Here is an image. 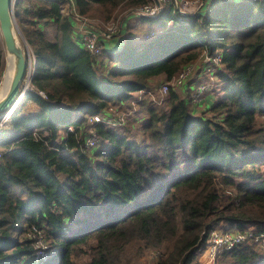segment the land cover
Segmentation results:
<instances>
[{"label": "trees", "instance_id": "obj_1", "mask_svg": "<svg viewBox=\"0 0 264 264\" xmlns=\"http://www.w3.org/2000/svg\"><path fill=\"white\" fill-rule=\"evenodd\" d=\"M66 1L14 8L18 23L33 24L25 35L35 69L0 139V264H34L33 234L52 250L41 264H75L81 253L82 264H126L134 244L159 252L153 264H192L212 229L251 231L214 264H264V244L252 238L264 232V0H209L183 15V34L172 24L140 45L130 20L167 26L178 15L172 2L146 17L134 10L147 0H71L81 17L122 22L112 13H130L115 55L75 42ZM217 50L211 93L194 102L187 81L170 86L161 101L136 103L145 114L138 124H90L98 140L85 147L93 113L130 104L132 91ZM2 58L0 43L1 69ZM141 195L147 200L120 214Z\"/></svg>", "mask_w": 264, "mask_h": 264}, {"label": "built area", "instance_id": "obj_2", "mask_svg": "<svg viewBox=\"0 0 264 264\" xmlns=\"http://www.w3.org/2000/svg\"><path fill=\"white\" fill-rule=\"evenodd\" d=\"M209 0H147L144 4L140 5L135 13L143 15L146 17L156 16L163 8V4L167 2H172L179 11L184 12V14L193 15L205 4L206 7L209 5ZM72 6V2L70 1ZM62 11H65L62 9ZM74 19L80 23L78 25L80 46L86 51L99 54L101 52V46L98 42V34L94 27V22L89 20H84L83 17L79 16L77 13L73 12ZM117 26L107 27L105 33L109 35L113 32L115 33ZM202 62L204 64L205 78L195 83L192 87L191 96L192 101L197 102L203 98L204 93L208 91H213L215 84V69L221 64V53L220 51H214L213 53H203L201 55ZM195 67V62H189L184 65L176 75H174L170 80L162 81L160 86L161 89L155 91L152 88L144 87L132 91L131 103L132 106L129 107H117L116 105H108L103 112H95L89 118V123L94 124L96 122H103L108 126L122 125L127 120H131L138 116L135 104L142 98H150L153 100L161 101L163 96L166 94L170 86L176 87L183 84L193 73ZM160 88V87H159ZM40 95H44V92L38 90ZM5 112V111H4ZM3 112V113H4ZM3 113H0L3 114ZM5 119H0V124L4 122ZM98 137L94 130L88 131V136L85 139V147H92L97 143ZM251 236V231H231V230H218L212 229L208 232L205 252L211 256L215 257L217 252L221 248H229L236 243L246 240ZM257 246L264 244V232L255 234L252 237Z\"/></svg>", "mask_w": 264, "mask_h": 264}, {"label": "rangeland", "instance_id": "obj_3", "mask_svg": "<svg viewBox=\"0 0 264 264\" xmlns=\"http://www.w3.org/2000/svg\"><path fill=\"white\" fill-rule=\"evenodd\" d=\"M233 1H235V0H233ZM212 9H214L213 6H212V8H209V10H212ZM116 14H118L120 17L123 18V15L126 14V11L121 12L120 11V8H117L115 10V12L112 13V16L113 15H116ZM177 18H180V17H177ZM182 18H185V17H182ZM83 19L84 20L93 21L94 24H95L94 27H97V28H99V29H101L103 31H106V28L107 27L117 26V28L115 30V32H116L117 29H118V27H119V24H120L119 17H117V18H113L112 17L108 21H106L104 19H101L99 17H91V18L83 17ZM15 20H16V17H15ZM183 21H184L183 23L182 22H177V23H180V24H186L187 23L186 22V18ZM16 23L18 25L19 32L21 34V36L18 34L19 41L20 42H23L22 45L29 52L30 56H33L32 53H31V49H30L31 48V45L29 44V42H28V40L26 38V35H25L26 34L25 32L28 31V29H30V27L33 26V24H31V25L28 24L25 19L22 20V25H21L20 22L18 23L17 20H16ZM130 24L132 26L130 29L133 32L137 33V35L143 34L144 26L134 24L133 22L130 23ZM180 26L181 25H177L176 26L177 31L183 33V30L180 29V28H178ZM166 27L167 28H170L171 26H163L161 28H166ZM48 30H50L49 31L50 34L54 32L52 27H49ZM112 34H114V32ZM0 43L2 45V50H3V58H2V63H1L2 69L0 67V91H1L2 89L5 88V86L7 85L8 81L10 79L11 71H12V64H10V61L8 59V55H7V52H6L5 47H4V44H3L1 32H0ZM203 53H205V52H203ZM33 67H34L33 69H35V65ZM157 79H159V80H157V85H155V87H151L155 91H157L158 89H161L160 84L163 81V80L161 81L160 78H157ZM189 83L191 84L190 81H189ZM167 92H168V90H167ZM110 105H114V104H110ZM129 106H132V103H130V104H123L122 105V108L129 107ZM137 107H138V104L135 105V108H137ZM11 114L12 113H10L5 118L4 122L0 124V135H1L0 136V139L3 138V135H4L3 133L5 132V130L6 129H9L8 123H10ZM136 118L137 119H135L134 122L138 124L141 121V117H140V115H138V116H136ZM262 120H264V118ZM87 122L89 123V118H88ZM89 125H90V123H89ZM91 129L94 130V128H93L92 125H90V127L88 128L87 131H89ZM68 130H72V125L68 126ZM146 200H147V196L146 195H141L138 199H136V200L132 201L131 203H129L128 205L124 206L121 209L120 214L121 215L125 214L126 212H128L129 210H131L133 207H135L137 204H139L142 201H146ZM94 215H96V214H91L90 216H94ZM31 238H32L31 244H32V250L33 251H32V256H31V258H30L29 261H32L33 260V263L34 264H41L43 261H45L48 258L50 252L52 251V250H50L49 242L44 241L43 238H42V236L37 235V234H35V235L33 234V236H31ZM136 246L137 245H135V244L132 245V246H127L126 255H125V262H126V264H153V263L156 262L157 258L159 257V252L158 251H156L155 249H153L152 247L149 246V247H146L144 250L142 249L140 252H138V251H136ZM86 259H87V255L86 254H82V253L79 254V255H74L73 256V260H74L75 264H82ZM214 259H215V257L212 258L211 256H209L205 252V250H203L195 258V260L192 261V264H214L215 263L214 262ZM24 264H25V262H24Z\"/></svg>", "mask_w": 264, "mask_h": 264}, {"label": "water", "instance_id": "obj_4", "mask_svg": "<svg viewBox=\"0 0 264 264\" xmlns=\"http://www.w3.org/2000/svg\"><path fill=\"white\" fill-rule=\"evenodd\" d=\"M15 2L16 0H0V32L8 58L12 60L11 77L4 95L0 98V113L12 107L27 90L35 65L22 45L23 42L18 39V34H21L15 20Z\"/></svg>", "mask_w": 264, "mask_h": 264}, {"label": "crops", "instance_id": "obj_5", "mask_svg": "<svg viewBox=\"0 0 264 264\" xmlns=\"http://www.w3.org/2000/svg\"><path fill=\"white\" fill-rule=\"evenodd\" d=\"M70 1L71 0H67L66 1V5L64 6V7H62V9L63 10H65V11H62V12H66V13H71L72 14V16H73V5L71 6L70 5ZM72 2V1H71ZM24 3H23V0H16V2H15V6H19V5H23ZM73 4V3H72ZM175 6V5H174ZM15 8V7H14ZM175 8H176V12H178V15H176L177 17H180V18H177L176 17V22L175 21H172V22H169L167 25L168 26H172V24H175V25H181L180 23H177V22H182L183 20H185L184 18H182L183 17V15H184V12H182V11H179L178 9H177V7L175 6ZM204 8H207L206 7V5L204 6ZM61 9V10H62ZM135 11V10H134ZM134 11H132V12H134ZM128 14H130V13H127L126 12V14H124L123 15V18H121L123 21L121 22L120 21V24H119V27H118V29H117V31L114 33V34H109V35H107L106 33H105V31H103V30H101V29H99V28H97V27H95V29L97 30V31H99V32H101V33H99V34H101V36L100 37H98V42L100 43V45H102V47H103V49L105 48V51H109V52H112L114 55L115 54H118V53H121L120 51H119V48L121 47V45H122V43H123V41H124V39H125V32H126V29H125V32H124V25L126 24V21H128V19H126V17H127V15ZM134 14H135V12H134ZM185 15H188V14H185ZM132 16H133V14H132ZM131 16V17H132ZM134 17V16H133ZM72 19V18H71ZM73 19H74V16H73ZM72 19V20H73ZM126 19V20H125ZM134 23V24H137V25H141L142 23H140L139 21H136V20H134V19H131L130 20V23ZM72 24H73V29H74V34H73V39L75 40V42L76 43H78L79 45H80V43H79V41H80V38H79V31H78V25H80V23L79 22H77L75 19L73 20V22H72ZM152 29V30H151ZM167 29H169V28H159V29H157V28H155V27H149L148 29H147V27L146 26H144V29H143V34H140V35H137L136 36V38H135V44L136 45H140V42L142 41V40H145L146 38H147V33L149 32V34H153V33H155V34H157V35H163V34H165V32L167 31ZM151 30V31H150ZM174 30H175V32H176V34H178V35H181V34H183L182 32H179V31H177V28H174ZM104 37H106V38H104ZM173 38V37H172ZM174 38H175V36H174ZM180 41H177V42H175V45H177L178 43H179ZM32 53V52H31ZM213 53V52H212ZM107 54H109V53H107ZM107 54H106V56H107ZM32 55L33 56H31L32 57V61L35 63V55L32 53ZM106 56H104L105 58H106ZM202 57L200 56L199 58H197V59H195L194 60V62H195V67H194V71H193V73L190 75V77L186 80L187 81V84H190L189 83V81L191 82V85H192V87H193V85L195 84V83H197V82H199L200 80H202V79H204L205 78V72H204V64H203V62H202V59H201ZM9 62V61H8ZM33 63V64H34ZM11 64V63H10ZM158 78H160L161 79V81H162V78L161 77H158ZM157 80H159V79H154V81H156L155 83H156V85H157ZM160 81V82H161ZM209 93H211L210 91H208ZM131 97V96H130ZM119 107H122V106H119ZM140 115V117H141V119H143L144 117H145V114L144 113H142V114H139Z\"/></svg>", "mask_w": 264, "mask_h": 264}, {"label": "bare ground", "instance_id": "obj_6", "mask_svg": "<svg viewBox=\"0 0 264 264\" xmlns=\"http://www.w3.org/2000/svg\"><path fill=\"white\" fill-rule=\"evenodd\" d=\"M153 17H154V16H153ZM167 26H168V25H167ZM151 34H152V33H151ZM8 59H9L10 63L12 64V60L10 59V57H9ZM11 72H12V71H11ZM10 77H11V76H10ZM9 80H10V79H9ZM8 83H9V81H8ZM8 83H7V85L5 86V88L2 89V90L0 91V98L4 95V93H5L6 89H7ZM25 92H26V90H25V91L19 96V98L16 100L15 104H14L12 107H10L8 110H6L3 114L0 115V119H5L10 113L13 112L14 109H16L15 107H17V105L21 102L22 97H23V94H24Z\"/></svg>", "mask_w": 264, "mask_h": 264}]
</instances>
